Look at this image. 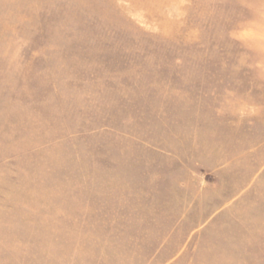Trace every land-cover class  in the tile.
<instances>
[{
	"label": "rangeland",
	"instance_id": "1",
	"mask_svg": "<svg viewBox=\"0 0 264 264\" xmlns=\"http://www.w3.org/2000/svg\"><path fill=\"white\" fill-rule=\"evenodd\" d=\"M0 264H264V0H0Z\"/></svg>",
	"mask_w": 264,
	"mask_h": 264
}]
</instances>
